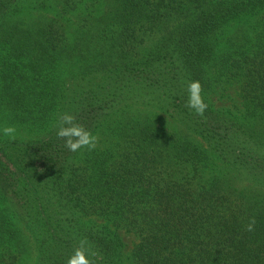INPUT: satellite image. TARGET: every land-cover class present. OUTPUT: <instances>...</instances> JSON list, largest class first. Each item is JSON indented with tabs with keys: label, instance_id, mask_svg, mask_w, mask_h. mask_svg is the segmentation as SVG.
Returning <instances> with one entry per match:
<instances>
[{
	"label": "trees",
	"instance_id": "trees-1",
	"mask_svg": "<svg viewBox=\"0 0 264 264\" xmlns=\"http://www.w3.org/2000/svg\"><path fill=\"white\" fill-rule=\"evenodd\" d=\"M26 258L264 264V0H0V264Z\"/></svg>",
	"mask_w": 264,
	"mask_h": 264
},
{
	"label": "rangeland",
	"instance_id": "rangeland-1",
	"mask_svg": "<svg viewBox=\"0 0 264 264\" xmlns=\"http://www.w3.org/2000/svg\"><path fill=\"white\" fill-rule=\"evenodd\" d=\"M258 18V17H257ZM237 86H226L224 89L219 86L218 89L213 90L212 93H210V97L213 100L216 107L222 108H232L234 110V113L241 115V110H237L235 107V103L239 102V106H241L240 99L238 100L237 96ZM160 116H162L168 124H173V119H171L168 114L161 113ZM117 115L113 116L105 126V128L102 130V132L94 138L92 143L90 144L89 150L93 149H104L109 145V141L112 139V135L110 134V124L115 122ZM18 136L21 138H28L30 137L31 133L28 129H20L18 128ZM199 139V138H197ZM200 141V139H199ZM99 223H103L104 220L100 219L98 221ZM123 240L125 241L126 247H125V253L127 256L130 257L131 251L134 247V245L138 242V236L134 233L128 232L125 229H118L117 230ZM34 258H26L24 264H33ZM127 264H132L130 258H127Z\"/></svg>",
	"mask_w": 264,
	"mask_h": 264
}]
</instances>
